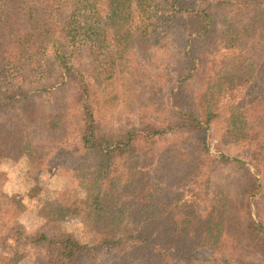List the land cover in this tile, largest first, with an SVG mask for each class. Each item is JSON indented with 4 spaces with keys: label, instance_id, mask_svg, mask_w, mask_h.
<instances>
[{
    "label": "trees",
    "instance_id": "trees-1",
    "mask_svg": "<svg viewBox=\"0 0 264 264\" xmlns=\"http://www.w3.org/2000/svg\"><path fill=\"white\" fill-rule=\"evenodd\" d=\"M113 48L124 74L106 85ZM38 52L54 83L8 91ZM262 86L264 0H0V163L72 164L99 217L88 243L57 199L37 229L25 202L0 208V261L264 264Z\"/></svg>",
    "mask_w": 264,
    "mask_h": 264
},
{
    "label": "rangeland",
    "instance_id": "rangeland-1",
    "mask_svg": "<svg viewBox=\"0 0 264 264\" xmlns=\"http://www.w3.org/2000/svg\"><path fill=\"white\" fill-rule=\"evenodd\" d=\"M116 49L103 54L98 72L106 85H116L124 74V68ZM55 60L48 53H33L24 60L23 76L15 81L8 91L18 92L51 86L55 81ZM264 101V86L259 90ZM1 99V97H0ZM217 137L211 131L209 142L217 152ZM0 167L8 171V180L0 186V208L12 207L16 202L27 204L21 222L31 229L41 225L38 209L46 199H57L60 207L57 219L61 227L73 232L83 242L93 243L99 229V217L89 200V183L80 179L72 164H50L35 179L28 176L22 162L5 161ZM0 264H38L32 255L14 257L8 249Z\"/></svg>",
    "mask_w": 264,
    "mask_h": 264
},
{
    "label": "crops",
    "instance_id": "crops-1",
    "mask_svg": "<svg viewBox=\"0 0 264 264\" xmlns=\"http://www.w3.org/2000/svg\"><path fill=\"white\" fill-rule=\"evenodd\" d=\"M40 218V217H39Z\"/></svg>",
    "mask_w": 264,
    "mask_h": 264
}]
</instances>
